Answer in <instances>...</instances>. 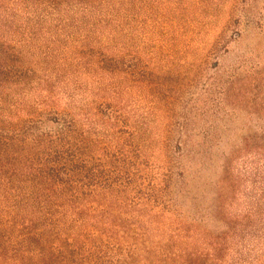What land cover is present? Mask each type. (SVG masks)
I'll list each match as a JSON object with an SVG mask.
<instances>
[{
	"label": "rangeland",
	"instance_id": "rangeland-1",
	"mask_svg": "<svg viewBox=\"0 0 264 264\" xmlns=\"http://www.w3.org/2000/svg\"><path fill=\"white\" fill-rule=\"evenodd\" d=\"M21 1L0 0V15L15 14L7 37L35 65L36 88L78 116L98 89L109 90L107 99L119 90L117 102L145 135L155 184L164 183L168 131L171 153L179 137L194 138L197 153L185 180L173 184L172 212L155 216L151 255L138 252L127 264H159L160 246L169 264H264V0H115L104 24L98 9L64 13L62 21L80 16L65 27L49 22L38 0ZM84 41L110 47L109 55L122 51L126 61L137 56L162 87L131 89L128 80L92 74L87 60L64 52ZM207 134L214 139L208 146ZM0 236V264H15L19 235L3 227Z\"/></svg>",
	"mask_w": 264,
	"mask_h": 264
},
{
	"label": "trees",
	"instance_id": "trees-1",
	"mask_svg": "<svg viewBox=\"0 0 264 264\" xmlns=\"http://www.w3.org/2000/svg\"><path fill=\"white\" fill-rule=\"evenodd\" d=\"M38 1L45 5L49 22L59 27L80 18L70 14L62 21L64 13L98 9L104 24L112 17L107 6L115 2ZM14 18L0 15V233L8 227L19 235L17 248L23 250L15 264H127L138 252L150 256L155 216L172 212L173 184L176 178L185 180V164L197 153L194 138L179 137L171 153L168 131L160 180L164 183L155 184L159 180L152 178L144 154L145 135L117 102L119 90L110 91L107 99L109 90L98 89L96 100L84 106L80 116L73 108L61 107L51 92L36 88L39 74L28 63L22 44L8 40ZM86 42L71 44L77 48L66 47L64 52L76 55L72 58L77 61L87 60L92 74L128 80L131 89L162 87L160 75L137 56L126 61L122 51L109 55L110 47ZM56 45L58 41L52 48ZM236 80L227 85V95ZM166 98L168 110L170 96ZM206 136L208 146L214 139ZM164 247L159 248V264L172 259Z\"/></svg>",
	"mask_w": 264,
	"mask_h": 264
}]
</instances>
